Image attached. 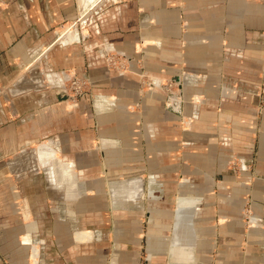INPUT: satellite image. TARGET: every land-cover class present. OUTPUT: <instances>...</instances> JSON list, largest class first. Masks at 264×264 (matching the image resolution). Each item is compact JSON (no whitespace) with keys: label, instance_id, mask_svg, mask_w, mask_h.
<instances>
[{"label":"crops","instance_id":"0c3cea01","mask_svg":"<svg viewBox=\"0 0 264 264\" xmlns=\"http://www.w3.org/2000/svg\"><path fill=\"white\" fill-rule=\"evenodd\" d=\"M93 3L0 0V85L36 58L53 85L71 74L93 83L77 105L13 89L0 108V157L43 172L25 180L23 159L0 166V264H141L144 247L147 264H264V0L100 4L91 41L143 59L155 78L144 95L136 74L108 73L80 46L42 53L56 27ZM161 79L180 83L179 96L169 99ZM233 157L251 171H229Z\"/></svg>","mask_w":264,"mask_h":264},{"label":"rangeland","instance_id":"374dc122","mask_svg":"<svg viewBox=\"0 0 264 264\" xmlns=\"http://www.w3.org/2000/svg\"><path fill=\"white\" fill-rule=\"evenodd\" d=\"M95 3L92 5L87 6L85 9L77 10V16L75 19L65 21L62 24H60L58 27H56L54 30L56 31V36L53 42L43 50L42 53L46 52L47 50H51L55 47H61V46H70V45H77L81 47V51L87 55L95 54V56L101 58L104 62V66L108 73L116 74V75H127V74H136L139 78V93L140 95H144L154 86L155 78L149 75L144 68L143 65V59H135L131 56H129L127 53L120 51L114 47H111L110 45L99 44L97 42L91 41L93 35H91V27H97L99 25V13L100 10V4H104L108 0H94ZM74 33L76 35V38L72 41H62V38L64 35H68L70 33ZM37 58L30 63L27 67H25L20 73L16 75L13 81L10 83H7L6 85L1 84L0 85V108L2 109L4 106L7 105L9 98V93L11 90L15 89L22 90V92L26 93V96L28 98H32L33 102H37L38 100L43 98V95L47 93L53 92L56 99L60 102H65L69 106L77 105L79 101L83 97L91 96L93 93V83L91 79L88 76H78L75 74H71L69 77L65 78L63 80V83L61 85H53L52 82L48 78H46V75H41V70L37 69L36 62ZM159 88L160 90L168 96L169 99H173L175 96L178 97L180 94L179 84L176 83L173 80L170 79H161L159 81ZM260 86V85H259ZM261 88V89H260ZM19 92V91H18ZM256 96L259 99V105H258V115H261L262 110L264 108V69L263 73L261 75V87H259V92H257ZM66 95V99H60L62 95ZM12 100H15L13 97ZM141 103L138 102L133 105V110L138 111L140 108ZM31 146H35V144H32L28 146V148H31ZM30 152V151H28ZM31 154V153H29ZM17 156V155H16ZM11 155V157H0V166H2L3 161L9 160L8 162H20L21 159H23V162L25 165H23V168L20 166H17V169L20 171L19 174L22 175L26 180L36 178L37 176H40L43 174L41 171L40 174H35L34 168L30 167V163L25 162V157H16ZM26 167V168H25ZM226 168L234 173L235 175L241 176L243 174V171H251L250 165H245L243 162V159L239 157H233L231 160H229L226 164ZM18 174V176H19ZM254 178V175H253ZM17 179H15L12 176V183L13 185H20L21 183L16 182ZM0 185H4V182L1 180ZM188 193V192H187ZM34 195V194H33ZM156 196L159 195V193L155 194ZM35 196V195H34ZM159 197V196H158ZM152 198L150 193H144L142 199L147 200ZM3 202L2 196H0V204ZM162 206V205H161ZM161 210V209H160ZM177 216V210L173 211V217ZM166 216L164 217V214L161 215L160 218H157L154 228L155 232L158 234H163L165 232L164 228V220H168ZM254 220H255V211L253 207L250 204V201L247 200L246 203H244L243 209H242V216H241V222L245 229L249 230L254 228ZM113 230V229H112ZM151 230V227L146 225V220L144 223H142L141 226V234L144 233L147 234L148 231ZM153 231V229H152ZM146 245V244H145ZM142 258L140 259L141 264H147L146 262V250L145 247L142 251ZM32 264H35L33 260H31ZM157 264H164L163 258H157L156 260Z\"/></svg>","mask_w":264,"mask_h":264},{"label":"water","instance_id":"95a60500","mask_svg":"<svg viewBox=\"0 0 264 264\" xmlns=\"http://www.w3.org/2000/svg\"><path fill=\"white\" fill-rule=\"evenodd\" d=\"M60 99H66L67 98V96L64 94V95H62L61 97H59Z\"/></svg>","mask_w":264,"mask_h":264},{"label":"bare ground","instance_id":"6f19581e","mask_svg":"<svg viewBox=\"0 0 264 264\" xmlns=\"http://www.w3.org/2000/svg\"><path fill=\"white\" fill-rule=\"evenodd\" d=\"M178 230H180V229H178Z\"/></svg>","mask_w":264,"mask_h":264}]
</instances>
